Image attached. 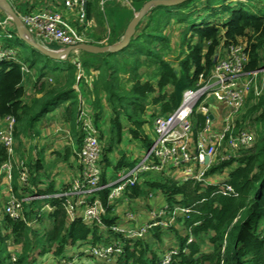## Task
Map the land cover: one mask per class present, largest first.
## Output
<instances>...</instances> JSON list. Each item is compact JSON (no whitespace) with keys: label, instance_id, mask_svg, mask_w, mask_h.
<instances>
[{"label":"trees","instance_id":"1","mask_svg":"<svg viewBox=\"0 0 264 264\" xmlns=\"http://www.w3.org/2000/svg\"><path fill=\"white\" fill-rule=\"evenodd\" d=\"M141 1L143 5L147 0ZM194 1L186 0L175 6L160 5L151 8L139 21L127 47L119 52L81 51L83 56L79 60L83 72L86 75L91 70L97 72L90 86H87L84 78L80 83L84 93L82 95L91 108L94 124L100 130L101 161L104 163L103 183L114 178L113 171L131 168L140 158L127 159L121 151L118 160H110L108 154L124 141V130H127L126 133L131 139H139L149 148L150 142L144 133V125L148 122L145 118L147 106L157 105L156 112L149 115L151 124L155 116L173 112L181 102L183 91L196 85L200 73L210 72L221 44L237 43L244 39L249 56L246 71L264 67L263 6L251 8L252 0H207L208 8L215 10L216 5L220 4V10L228 14V17L221 23L205 22L200 27L192 26L190 31L189 26L194 24L195 18L190 12L184 11ZM97 2L98 0H90L86 11L88 17L94 16L97 27L102 29L104 24L99 13L95 11ZM231 3L233 4L230 5ZM137 11L128 17L118 32L109 33L107 44L121 38ZM173 21L182 24L183 31L180 33L186 44L182 54L176 58V65L167 59L173 53L166 29ZM101 33L93 32L91 36L94 42H91L104 45L99 43L103 39ZM6 46L15 48L19 60L22 61L16 45L6 43ZM29 54L22 62L36 71L37 80L33 85L35 95L28 101L25 99L23 84L26 74L22 72L21 66L17 62H0V127L5 116L15 118V152L23 157V139L30 137L32 132L35 133L34 128L41 116L53 111L60 104L68 103L64 111L71 122L70 129L79 150L82 146V133L76 123L79 98L74 88L75 65L71 62L67 67H50L41 59L42 54L32 47ZM142 68L146 70L142 71ZM48 74L53 75L56 82L48 84L43 81L37 85V81ZM105 109L110 113L106 132L100 128ZM198 118L201 120L200 116ZM244 122L252 123L255 127L256 136L252 146L242 148L236 156L218 162L208 171V175H216L236 164L228 178L220 182L230 185L234 194L216 192L218 187L215 185L201 187L199 183L182 182L163 171L145 172L141 180L126 189L124 196L131 202L147 197L144 204L147 209L154 207V191H157L154 197L161 195V204H167L170 209L193 205L195 212L176 217L186 233L181 235L175 230L178 253L170 264H264V91L259 96L250 93L246 98L236 121L237 127H246ZM5 160L6 150L0 143V165ZM25 164L30 171L26 186L18 182L17 166L14 165L13 168L12 186L16 195L27 198L52 194V190L32 189V186H36V172L40 165L37 161L32 163L30 160ZM109 165L113 168L110 176L106 174V167ZM108 190L107 188L100 192L104 206ZM3 198L0 210L5 202L4 194ZM43 202L53 209L46 215L40 213L36 218L39 228H34L28 223L40 212ZM114 209L115 204L106 208L102 214V225L95 222L88 224L80 218L69 221L58 199H26L23 202L24 219L12 220L4 211L0 217V264H32L34 259H31V254L35 251L41 254L52 252L54 256L62 257L74 245L113 241H118L123 250L110 259L114 263L116 260L117 264H159L163 256L160 250H164L160 247L163 242V226L148 230L146 234L153 241H148L144 236L125 238L109 229L110 226L118 224L120 219ZM44 219L50 222L49 228L44 226ZM190 227L191 232L188 233ZM189 235H192V241L188 243ZM10 239L19 244V250L11 252L8 249L7 242ZM169 248L174 249L172 245ZM99 261L91 264L108 263Z\"/></svg>","mask_w":264,"mask_h":264},{"label":"built area","instance_id":"2","mask_svg":"<svg viewBox=\"0 0 264 264\" xmlns=\"http://www.w3.org/2000/svg\"><path fill=\"white\" fill-rule=\"evenodd\" d=\"M89 1L44 0L39 7L31 2L24 12H17L12 7L36 42L52 50H63L78 43L94 42L91 35L95 32L97 23L94 16H87L86 7ZM108 1L112 0H98L102 10ZM116 1L128 4L131 0ZM62 6L72 12V16L65 17L61 12ZM15 35L17 33L13 22L0 9V37L11 39ZM108 35L103 39L105 42ZM214 58L210 72L200 73L196 85L183 91L181 102L173 112L153 118L152 129L156 138L145 153L141 152L136 164L131 168L119 170L113 179L104 183L103 169L100 165L102 145L99 141V130L94 124L91 108L86 104L87 101L82 97L80 89L81 80L84 78L87 86H90L97 72L93 70L94 74L86 75L80 60L77 57L73 58L72 64L76 67L74 88L79 98L76 123L82 133V146L76 151L79 171L63 191L19 198L12 186L14 165L18 170V182L23 186L28 185L30 171L24 160H16L15 118L5 116L0 127V143L7 154V160L0 165V176L7 175L9 179L3 206L5 214L12 220L24 219L23 202L26 199L52 197L60 200L69 221L80 218L88 224L95 222L102 225V214L106 208L121 198L127 201L128 198L124 196L126 189L138 182L140 176L148 171H163L182 182L199 183L201 187L215 185L218 187L216 192L234 194L230 185L220 184L214 175H208V171L218 162L236 156L239 150L254 143V134L247 127H237L236 121L248 95L251 93L259 96L263 93L264 87L259 83L258 75L264 72V68L246 71L249 56L244 40L221 44ZM3 61L17 62L23 73L30 72L29 67L19 60L16 49L6 46V42H0V62ZM220 104L224 111L221 118L220 112L215 109ZM107 188L109 190L104 206L100 192ZM46 208L53 209L45 203L41 210ZM190 212H195L193 205L175 206L170 209L164 204L160 208L149 209L147 219L140 224L133 212L126 211L125 224H114L109 229L112 233L128 239L140 238L149 229L172 225L178 215L187 216ZM39 215L40 212L28 224L35 222ZM190 232L191 227L188 229V233ZM191 241L192 235H189L187 242ZM86 251L98 260L108 261L123 250L118 241H113L90 245ZM81 252L85 253L84 250ZM177 253L176 249L168 251L159 264H170ZM66 254L59 257L58 264H77L78 253ZM12 259H15L14 256Z\"/></svg>","mask_w":264,"mask_h":264},{"label":"rangeland","instance_id":"3","mask_svg":"<svg viewBox=\"0 0 264 264\" xmlns=\"http://www.w3.org/2000/svg\"><path fill=\"white\" fill-rule=\"evenodd\" d=\"M11 5L17 10V12H24L27 7L29 5H31V2L34 4H37V7H39L42 2L44 0H8ZM52 1V0H50ZM60 1V0H59ZM245 1V0H244ZM49 2V0H48ZM54 3V2H53ZM235 3V2H233ZM233 3H231L230 5H232ZM252 7L259 8V7H264V1L263 0H252L250 3ZM142 5V1H135V0H131L128 2V4H124L122 2H117L116 0H112V1H108L104 4V9L102 10L99 6V3L97 2V6L95 7V11L97 13H99L100 18H101V22L104 24V27L101 28H96L94 31L95 32H102L101 36L104 39L107 34L109 33H113V32H118L122 27L124 22L128 19V17L135 11H137L139 8H141ZM222 5V4H221ZM50 6V4L48 5ZM215 6V5H213ZM191 8V9H190ZM188 10H185L184 12H190L191 15H193V18H195V22L193 25L189 26V30L191 31L192 26L194 27H200L203 23L205 22H211V23H221L223 22L227 17L228 14L222 12L220 10V4L216 5L215 10H212L210 7H207V0H195L191 7ZM61 12L65 17L68 16H72V12H69L66 8H64L62 6L61 8ZM188 30V31H189ZM183 31V26L181 23L175 22L173 21L172 23H170V25L167 27L166 29V35L170 38V47L172 50L173 55L167 57V59L171 60L175 65L177 64L176 58L178 56H180L182 53V50L184 48H186V44L184 43V41L182 40L181 37V33ZM189 31V33H191ZM244 40V39H241ZM0 42H6L7 44H13L16 45L17 49L20 50V55H21V59L23 61L25 56H29V49L30 46L27 45L23 40H21L17 35H15L13 38H6V37H0ZM41 59L44 60L50 67H67L68 64H70L73 60V58H78L80 59L83 55L82 52L79 50H74L70 53L68 59L66 60H53L50 58H45L44 56L40 55ZM264 68V67H263ZM142 71H145L146 68H142ZM31 73H27V75L30 76V78H28V80H26V85L27 87H31V85H34V82L37 80V74L36 71L34 69H30ZM26 75V76H27ZM44 82L48 83V84H54L56 82V79L54 78L53 75L48 74L46 78L43 79ZM43 81H37V85H39V83L43 82ZM258 81L260 84L263 85L264 87V72H262L261 74L258 75ZM262 81V82H261ZM154 83V80L152 81ZM34 87V86H33ZM82 94L83 93V90ZM84 97V96H82ZM157 109V105L156 104H150L149 106H147L146 109V113H145V118L148 120V122L144 125V133L147 136L148 141L150 142V144L152 142H154L155 138H156V134L152 129V124L150 121V117L149 115L151 113H155ZM215 109L217 110V112H220V118H221V114L224 113V111H222V107L221 104L220 106L217 105L215 107ZM109 116L110 113L107 109H105V117L104 120L102 121V124L100 122L101 125V129L102 131L106 132L107 131V127L109 125ZM240 116V114L238 115V117ZM237 117V118H238ZM123 123L125 124V120L123 119ZM245 126L248 128V130H250L254 136H256L255 133V127L252 125V123L249 122H244ZM46 127H51V124L46 126ZM124 127H126V124L124 125ZM126 129V128H125ZM100 131V130H99ZM127 130H124V141L118 146L115 147L111 153L108 154L110 160H112L113 162L115 160H118L121 156V151L124 152V154L126 155L127 159H135V158H139V156L142 153H145L147 148V145L145 143H142L139 139H131V137H129V135L126 133ZM104 143V141H103ZM23 145L25 146V141L23 139ZM104 145V144H103ZM24 151V155L23 157L16 155V160L19 159H23L24 163L28 162L29 159V149H22ZM27 150V151H26ZM33 151H35L36 149H32ZM31 150V151H32ZM36 152H34L35 154ZM64 153V152H63ZM63 155V154H62ZM102 153H101V158H100V165L103 169V165L104 163H102ZM218 162V161H217ZM237 165L233 164L229 167H227L222 173H218L216 175H214L213 177H215L217 182H221L224 181L228 178V174L229 172L235 168ZM112 166L109 165L106 167V171H107V175L110 176L112 174ZM116 171H113V174L115 175ZM64 175V179L67 178V175H69L70 173H62ZM70 179L69 181H71V178L73 177L72 174L69 175ZM142 175L140 176V180H141ZM3 178V188L0 190V202L1 200L3 201V194L5 196V200H6V184L8 183V177L1 175L0 179ZM157 193V191H154L152 196L155 195ZM143 201H142V200ZM138 198V199H134L131 201L129 200H125L123 198L117 200L115 203V213H119V222L118 224H125V218H124V214L126 211H131L133 212L138 218H143V221H145L147 219V214L149 212V209H147V206L144 205L145 202H147V197H142V198ZM5 205V202L3 204V206ZM45 202H43L42 207H44ZM3 206L2 209L0 210V217L3 215ZM146 208V209H145ZM49 209H43L40 210V213L45 214L47 212H49ZM177 220V218H176ZM175 220V222L171 225L168 224L166 225L167 227H162L163 233H162V244H161V248H163L164 250H160L161 251V256L165 253H167L168 251L172 250L171 248H169L170 245H172L174 247V249H176V239H175V230L178 231L179 234L183 235L186 233L185 229L183 228L182 225H180L177 221ZM44 222V226L46 228H49L50 226V222L47 219L43 220ZM34 228H39L38 222L37 220L35 222H33L31 224ZM4 233V231H3ZM5 234V233H4ZM105 235V232H104ZM144 238L147 239L148 241H153V239L151 238V236L149 234L144 235ZM8 249L13 252V250H19V244H15L12 242V240L10 239L8 242ZM90 245L88 244H80V245H74L72 246L69 250H67V254L68 253H78V260H77V264H91L94 262H98L99 260L94 258L92 255L89 254V252L86 251V249H89ZM84 250L85 253L81 252ZM178 249H176L177 251ZM164 252V253H163ZM14 255H12L13 258ZM162 256V257H163ZM161 257V258H162ZM34 259V261L32 262V264H58L59 261V257H56L52 254V252H48L45 254H41L38 251H35L31 254V259ZM95 260V261H94ZM99 262H102L99 261ZM108 263L106 264H117L116 260L115 263L113 262V260H108ZM105 263V262H103Z\"/></svg>","mask_w":264,"mask_h":264},{"label":"crops","instance_id":"4","mask_svg":"<svg viewBox=\"0 0 264 264\" xmlns=\"http://www.w3.org/2000/svg\"><path fill=\"white\" fill-rule=\"evenodd\" d=\"M99 43L107 44L103 39ZM91 73L94 74V71L91 70ZM28 78H30L29 75L26 76L23 82L26 92L25 99H27V101L35 95V87L32 85L31 87H27L26 85V80H28ZM44 78L40 81H43ZM80 89L82 90V86H80ZM39 95L40 94H37V96ZM67 104L68 103L60 104L53 111L41 116L34 128L35 133L32 132L30 137L24 138V149H29L30 157L28 160L32 163L37 161L40 165L39 170L36 172V186H32L33 190H52L53 193L63 191L71 182L69 181V175L72 174L74 177L79 171V165L76 159V151L78 149L70 129L71 122L64 111ZM86 104L89 105L88 102H86ZM50 124L51 127H46ZM34 148L36 149L35 151L32 150ZM34 152L36 153L34 154ZM63 172L70 173L67 175L66 179L63 178ZM3 184L2 178L0 179V190L5 185ZM161 201V195L156 197L153 195L152 203L155 202V204H152L154 206L153 208L162 207L164 204L162 205ZM137 222L142 224L143 218H137Z\"/></svg>","mask_w":264,"mask_h":264},{"label":"water","instance_id":"5","mask_svg":"<svg viewBox=\"0 0 264 264\" xmlns=\"http://www.w3.org/2000/svg\"><path fill=\"white\" fill-rule=\"evenodd\" d=\"M186 0H147L142 7L133 15L127 24L121 38L111 44L97 45L93 43H78L72 46H67L63 50H52L42 44L36 42L23 23L19 14H17L11 3L8 0H0V9L8 15L14 24L17 36L23 40L27 45L40 52L42 55L47 56L53 60H66L69 54L74 50L85 51L89 53H115L123 50L130 42V39L136 32V26L145 14L153 7L156 6H175ZM212 118L213 116L210 115Z\"/></svg>","mask_w":264,"mask_h":264}]
</instances>
